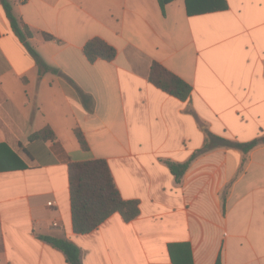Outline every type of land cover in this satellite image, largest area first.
Masks as SVG:
<instances>
[{
	"label": "crops",
	"instance_id": "crops-1",
	"mask_svg": "<svg viewBox=\"0 0 264 264\" xmlns=\"http://www.w3.org/2000/svg\"><path fill=\"white\" fill-rule=\"evenodd\" d=\"M9 1L55 72L0 0V264H72L41 236L76 244L81 264H264V144L210 149L180 180L167 164L210 133L264 136V0H190L195 14L187 0ZM95 36L115 59L86 57ZM154 61L192 85L187 99L150 81ZM46 127L54 139H30ZM93 158L140 213L76 233L69 164Z\"/></svg>",
	"mask_w": 264,
	"mask_h": 264
},
{
	"label": "trees",
	"instance_id": "trees-1",
	"mask_svg": "<svg viewBox=\"0 0 264 264\" xmlns=\"http://www.w3.org/2000/svg\"><path fill=\"white\" fill-rule=\"evenodd\" d=\"M171 1L172 0H159V3L164 10L165 5ZM1 2L10 19L13 31L25 44L29 52L35 57L40 71L46 72L51 70L55 72V69L48 66L30 44L28 39L32 37L33 32L29 26L14 13L10 1L1 0ZM221 6L222 5H219V7ZM187 10L190 14H195L200 11V9L193 8L190 0H187ZM45 37L47 39L52 38V36L47 33L45 34ZM84 53L91 62H94L97 59L112 61L117 56V49L103 38L95 36L85 43ZM149 79L154 85L161 88L166 93L182 100L187 99L192 92V85L190 83L158 61L153 62L150 69ZM76 135L81 147L83 149H88L89 146L83 133L80 130H76ZM54 138L55 133L49 127L34 133L30 137L31 140H47ZM261 144H264V136L248 142H240L210 133L206 137L203 148L195 152L189 160L182 163L167 161V164L176 179L180 180L188 169L190 162L196 156L210 149L227 146L240 149L244 152H249ZM19 166L25 165L20 164ZM0 168L2 169L4 167L0 165ZM69 179L72 221L76 233L84 234L93 231L116 212L120 213L126 221L135 219L140 213L138 200L125 199L121 195L115 183L109 163L105 158H93L85 161L71 162L69 164ZM41 238L62 250L72 264H81L80 249L73 242L54 236H41ZM216 264H222L220 256L218 257Z\"/></svg>",
	"mask_w": 264,
	"mask_h": 264
},
{
	"label": "built area",
	"instance_id": "built-area-1",
	"mask_svg": "<svg viewBox=\"0 0 264 264\" xmlns=\"http://www.w3.org/2000/svg\"><path fill=\"white\" fill-rule=\"evenodd\" d=\"M55 225H57V224L55 223Z\"/></svg>",
	"mask_w": 264,
	"mask_h": 264
}]
</instances>
